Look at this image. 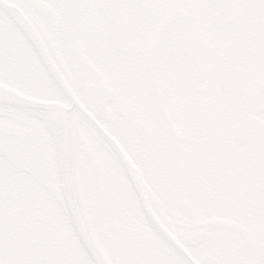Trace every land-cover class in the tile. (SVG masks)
Listing matches in <instances>:
<instances>
[{
	"label": "snow or ice",
	"instance_id": "1",
	"mask_svg": "<svg viewBox=\"0 0 264 264\" xmlns=\"http://www.w3.org/2000/svg\"><path fill=\"white\" fill-rule=\"evenodd\" d=\"M0 264H264V0H0Z\"/></svg>",
	"mask_w": 264,
	"mask_h": 264
}]
</instances>
